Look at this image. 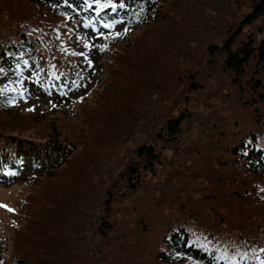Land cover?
Here are the masks:
<instances>
[{"label": "rangeland", "instance_id": "1", "mask_svg": "<svg viewBox=\"0 0 264 264\" xmlns=\"http://www.w3.org/2000/svg\"><path fill=\"white\" fill-rule=\"evenodd\" d=\"M256 1L259 0L169 1V5L164 4L161 9L167 11L166 20L145 30L147 32L135 41L139 42L135 47H131L133 42L129 40L128 45L122 46L123 52H117L110 59L98 53L97 48L102 47H98L99 36L92 34L83 42L85 51L81 53L89 65L88 77L78 89L64 90L63 94L54 90L45 92L35 81L33 84L31 66L21 69V84L28 92L17 102L26 109H47L43 122L55 125L60 137L74 143V149L65 164L55 171V176L39 182L36 190L34 187L35 192L31 193L34 203L28 207L22 227L11 232L14 238L9 245L11 257L18 254L23 264H165L154 258L152 237L164 223L156 221L157 211L167 212L179 207L171 198L172 194L187 203L185 207L190 210L184 211L205 217H224L234 234H246L237 221L248 215L250 205L238 198L229 200V194L221 197L224 187L219 183L206 180L204 182L212 184L211 187L196 186L194 178L184 183L182 176L181 184H169V181L175 169L187 168L199 159L203 145L200 141L208 137L213 128H217L214 132L215 146L219 145L217 154L221 147L253 130L254 117L264 120V102L247 88L255 81L264 83V66L254 56L246 64L244 76L239 77L241 85L232 83L231 77L223 72L222 54L210 55L208 50L211 45H222L229 35L238 40L235 45L245 41L248 35L257 44L264 38V14L252 24L240 23ZM0 5V35L16 38L10 27L2 23L4 21H14L15 26L29 22L28 27L42 29L38 32L50 40L52 33L42 24L43 20L16 19H32L37 13L35 4L26 5V0H0ZM75 23V31L80 34L79 21ZM124 23L97 24L93 29L96 35L121 33ZM191 81H198L202 86L192 91ZM83 93L88 95L86 100L74 102L73 98ZM179 111H187L188 118L183 121L177 140L172 141L173 138H166L164 134L165 120ZM110 115L123 124L119 126L115 119L112 125V120L106 119ZM6 125L13 126L8 130L24 129L35 134L40 128H46L28 117ZM118 129L126 131L127 136L118 134ZM146 143L160 156L153 170H146L145 160L137 155L138 147ZM29 161L26 159L13 177L4 178L0 173V188L10 179L17 181L5 194L11 203L18 201V186L35 170ZM168 185H172L169 191ZM3 193L0 189L1 205L5 202ZM76 193H85L87 202L79 212L81 219L73 218L70 222L73 227L64 237L62 234L67 229L62 226L60 215L62 211L76 209ZM151 200L156 203L153 205ZM106 214L113 227L101 234L100 218ZM3 215L0 211V220ZM146 222L152 225L149 232L145 229ZM126 227L129 228L127 235L137 236L134 240L122 236ZM116 244L120 260L112 254Z\"/></svg>", "mask_w": 264, "mask_h": 264}, {"label": "trees", "instance_id": "2", "mask_svg": "<svg viewBox=\"0 0 264 264\" xmlns=\"http://www.w3.org/2000/svg\"><path fill=\"white\" fill-rule=\"evenodd\" d=\"M169 1L172 0H26V5L35 4L37 6V13L33 14L32 19L23 17L16 19L19 21L43 20L42 24L52 33L50 40L38 32L42 29L28 27L29 22H24L19 26H15L14 21L2 22L10 27L11 34L16 35V38L9 39L6 34L0 35V130L7 132L4 134L0 132V173L4 175V178L15 176L17 170L22 169L26 159L30 160L31 167L35 170L23 180L21 186H18L19 199L17 202L12 200L14 206L6 199L5 194L17 181L10 179L0 188L4 190L2 196L6 202L3 205L0 203V211L6 215H3L0 220L1 264H23L18 254V257H11L9 245L11 241H14L11 232L12 230L18 231L22 227L28 207L34 203L33 195L31 196L34 187L36 190L39 182L55 176V171L65 164L74 149V143L60 137L55 125L43 122V118L47 117V109L40 111L29 109V107L26 109L17 102L28 92L18 79L20 66L32 65L31 82L34 84L35 81L37 86L45 92L50 91L51 88L58 91L63 87L71 90L78 89L82 80L88 77L89 70V65L81 55L85 51L82 47L86 40L85 37L92 36L86 24L125 18L121 33L118 31L115 34H103L97 39L98 47L102 46L97 48L98 53L110 59L117 52H123L122 46L128 45L130 41L133 42L131 47H135L139 43L135 42L138 38L162 20H166L167 11L165 13L161 9L164 4L169 5ZM263 14L264 0L256 1L240 23L252 24ZM75 20L79 21L77 26L79 29L82 28L83 36L75 31L74 25L77 24ZM233 37L234 35H229L222 45H211L208 50L210 55L213 53L215 55L216 52L222 54L223 72L231 77L232 83L240 84L239 77L244 76V68L251 58L255 56L257 62L264 66V38L257 44L254 38L248 35L245 41H239L238 43H241L235 45L234 43L238 40ZM194 82L191 81L192 91H197L202 84L198 81ZM258 82L255 81L247 88L264 102V83L258 84ZM93 92L94 90L90 94L92 95ZM87 97V93H83L73 99L74 102L79 103L84 102ZM94 115L98 116L97 113ZM26 117L36 123H43L46 128L44 130L40 128L36 134L24 129L8 130L13 126L6 124L12 125L16 119ZM187 118V111H179L174 116L168 117L165 120L166 138H173L172 141L177 140L182 132V123ZM106 119L112 120V125L116 120L119 126L123 124L121 120L112 115ZM10 121L11 123H8ZM251 122L255 125L253 130L240 140H234L232 144L227 143L220 148L217 154L216 149L219 145L217 144L218 147H216L214 143L216 141L214 132L217 128H213L208 137L204 136L202 141L199 140L203 143L199 159L187 165V168L175 169V174L169 181V184H181L182 176L184 183L194 178L196 186L207 184L211 187L212 184L204 182L206 180L219 183L220 187H224L223 195L220 193L221 197L229 194V200L238 198L241 202L250 205L248 215H244L237 221L238 226L243 228L247 235L234 234V229L224 217L214 218V215L205 217L184 211L190 210L185 207L187 203L183 199H176L175 194H172L171 198L179 207L173 205L174 210L166 212L162 209L156 213V221H164L155 237H152L155 245L154 258L157 261L165 264H264V120L256 116ZM118 130L120 131L118 134L127 136L126 131ZM16 131L20 133H15ZM159 137L163 135L160 133ZM123 141L120 140V142ZM219 142L220 140L217 143ZM191 145L194 146V143ZM203 154L204 157H202ZM137 155L145 160L143 167L146 170H153L154 165L160 162L159 154L150 143L140 145ZM128 183L129 186L134 185ZM166 188L169 191L172 185ZM151 201L153 205L156 203ZM160 201L163 202V199ZM86 202L85 193H76V209L65 213L62 211L60 221L67 229L62 236L73 227L70 223L73 218L81 219L79 212L82 204ZM84 212L83 209L81 214L83 215ZM6 218L9 219L8 222ZM192 218L196 221L194 222ZM108 220L109 214L100 218L98 228L101 234L112 230L113 226ZM200 220H203L202 224ZM52 221L54 222L55 219ZM151 228L152 225L147 223L145 229L149 232ZM128 231L129 228L126 227L122 236L125 238L128 236L134 240L137 236L127 235ZM206 235L211 237L207 239L204 237ZM122 242L126 244V241ZM112 254L113 258L120 260L121 254L117 250V244Z\"/></svg>", "mask_w": 264, "mask_h": 264}, {"label": "snow or ice", "instance_id": "3", "mask_svg": "<svg viewBox=\"0 0 264 264\" xmlns=\"http://www.w3.org/2000/svg\"><path fill=\"white\" fill-rule=\"evenodd\" d=\"M105 27H108L107 25H105ZM86 47H87V45H86Z\"/></svg>", "mask_w": 264, "mask_h": 264}]
</instances>
